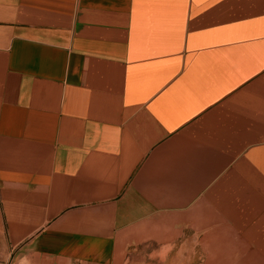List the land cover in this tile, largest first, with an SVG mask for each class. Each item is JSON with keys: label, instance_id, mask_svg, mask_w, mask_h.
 Listing matches in <instances>:
<instances>
[{"label": "crops", "instance_id": "obj_1", "mask_svg": "<svg viewBox=\"0 0 264 264\" xmlns=\"http://www.w3.org/2000/svg\"><path fill=\"white\" fill-rule=\"evenodd\" d=\"M0 264H264V0H0Z\"/></svg>", "mask_w": 264, "mask_h": 264}, {"label": "rangeland", "instance_id": "obj_2", "mask_svg": "<svg viewBox=\"0 0 264 264\" xmlns=\"http://www.w3.org/2000/svg\"><path fill=\"white\" fill-rule=\"evenodd\" d=\"M2 252L0 251V258L1 257H6V255H5V253H4V255L2 256V254H1Z\"/></svg>", "mask_w": 264, "mask_h": 264}]
</instances>
